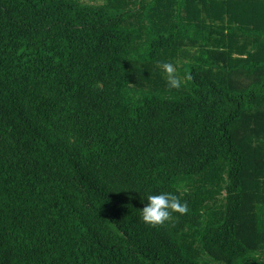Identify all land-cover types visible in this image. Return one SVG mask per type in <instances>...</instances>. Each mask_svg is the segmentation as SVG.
I'll return each mask as SVG.
<instances>
[{
  "label": "trees",
  "instance_id": "trees-1",
  "mask_svg": "<svg viewBox=\"0 0 264 264\" xmlns=\"http://www.w3.org/2000/svg\"><path fill=\"white\" fill-rule=\"evenodd\" d=\"M263 117L264 0H0V264H264Z\"/></svg>",
  "mask_w": 264,
  "mask_h": 264
},
{
  "label": "clouds",
  "instance_id": "clouds-1",
  "mask_svg": "<svg viewBox=\"0 0 264 264\" xmlns=\"http://www.w3.org/2000/svg\"><path fill=\"white\" fill-rule=\"evenodd\" d=\"M162 67L169 74V84L171 87L180 86L179 78L173 75V66L164 63ZM147 203L141 212L142 220L150 226H162L173 218V213L184 214L188 211L186 202L173 192H160L159 194H149Z\"/></svg>",
  "mask_w": 264,
  "mask_h": 264
},
{
  "label": "rangeland",
  "instance_id": "rangeland-1",
  "mask_svg": "<svg viewBox=\"0 0 264 264\" xmlns=\"http://www.w3.org/2000/svg\"><path fill=\"white\" fill-rule=\"evenodd\" d=\"M82 1L86 2V3H91V4H102L104 2V0H82ZM174 71H175V69L173 68V72ZM263 119H264V117H263Z\"/></svg>",
  "mask_w": 264,
  "mask_h": 264
}]
</instances>
